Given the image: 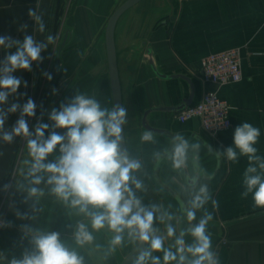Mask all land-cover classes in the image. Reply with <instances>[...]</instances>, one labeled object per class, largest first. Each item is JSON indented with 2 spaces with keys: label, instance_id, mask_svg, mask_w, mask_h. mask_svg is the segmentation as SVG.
<instances>
[{
  "label": "crops",
  "instance_id": "1",
  "mask_svg": "<svg viewBox=\"0 0 264 264\" xmlns=\"http://www.w3.org/2000/svg\"><path fill=\"white\" fill-rule=\"evenodd\" d=\"M58 1L0 0V36L9 35L22 42L24 35H32L37 42L47 44L41 52L42 61L33 62L31 71L13 73L22 79L21 87L17 93L9 95L7 103L0 105L7 111L12 103L23 105L31 98L37 106L36 114L25 119L33 132L38 119L51 126L46 114L48 102L58 109L61 103H68L82 93L97 99L102 108L113 106L104 32L109 16L125 0H73L63 26L69 31V39L60 51L57 63L56 58L51 60L48 55L47 36L53 35L55 41L62 38L61 27L56 28L54 24ZM29 8L42 17L43 33L38 31L36 21L28 16ZM23 24L28 25L26 31L19 30ZM114 44L121 102L128 110L123 126L125 147L143 166L137 173L147 189L137 193L143 204H155L161 211L173 213L175 219L169 223L175 227L176 236L199 223L205 211L210 212L213 219L207 232L219 264H264V207L255 206L252 193L247 197L241 195L246 191L244 175L249 166L256 167V174L264 178V169L259 167L264 162V0H141L118 19ZM146 47L151 48L160 73L186 76L192 89L182 78L158 77L143 58ZM228 50L239 53L240 81L220 86L202 82L201 60ZM14 51L15 48L0 47V61ZM44 73L51 74L52 79L48 80ZM23 81H27V87ZM53 89L57 91L54 93ZM191 91L192 105L206 91L215 92L225 101L229 107L230 127L212 135L202 129L197 119L180 122L175 118L177 113H152L149 118L152 128L166 129L189 141L186 165L174 169L169 159V138L152 132L153 141L143 142L141 136L148 130L142 127L141 120L149 109L178 106ZM20 111L7 113L5 127L0 130V196H6L0 217V264H9L14 257L21 258L26 249L31 250L32 235L51 231L58 232L61 241L84 258V264H121L136 247L128 241L126 234L124 243L110 251L113 233L107 227L99 231L92 229L90 217L53 195L51 186L31 184L30 165L24 163L31 160L27 138L14 137L12 143L3 140V132H11ZM245 122L260 129L254 145L260 160L250 162L236 149L238 159L230 161L224 153L228 147L235 148L234 130ZM56 131L63 134L65 130ZM48 134L46 131L45 136ZM193 144H199V149L194 150ZM157 152L161 157L165 155L158 164L159 179L181 200L182 207L154 181ZM217 152L221 155L217 156ZM58 154L57 148L48 161ZM192 178H195V184L188 183ZM202 184L208 186L211 200L197 210L196 220L190 224L185 210ZM30 187L43 189L44 194L31 197L28 194ZM212 200L218 202V208H213ZM90 211L97 210L90 208ZM25 214V218H20ZM79 223H84L94 237L83 247L75 243ZM22 226H27L29 231L26 233ZM154 227L159 229L158 234L166 237L165 224L156 221ZM176 236L165 239L166 248L175 251ZM184 239L186 245L193 243L190 234ZM153 255L159 256L163 264L162 252ZM146 264H151V260Z\"/></svg>",
  "mask_w": 264,
  "mask_h": 264
},
{
  "label": "clouds",
  "instance_id": "2",
  "mask_svg": "<svg viewBox=\"0 0 264 264\" xmlns=\"http://www.w3.org/2000/svg\"><path fill=\"white\" fill-rule=\"evenodd\" d=\"M28 16L34 19L38 31H45L43 19L37 12L29 8ZM28 25L23 24L20 31H26ZM53 35L47 36L48 43H54ZM0 47L15 48L9 52L3 61H0V105L8 101L11 94L17 93L21 87L22 79L13 75L18 70L31 71L32 63L42 61L41 52L47 44L37 42L32 35H24L22 42L9 35L0 36ZM48 80L52 75L44 73ZM27 87V81H23ZM57 90L53 89L55 93ZM26 95V93H25ZM36 104L29 98L23 105L14 102L5 111L0 108V130L5 127L7 113H16L20 109V116L11 132H3V140L12 143L14 137L27 138V152L31 160L28 176L31 184L46 183L51 186L53 195L72 208H78L80 213L90 217L92 229L99 231L105 227L113 233L110 240V251L124 243L125 234L128 241L137 247L147 245L139 252L133 264H161V258L154 256V252L163 253V264L176 261L177 264H219L212 251V238L207 232V226L213 219L210 212L205 211L199 223L182 230L176 236L175 227L169 223L175 219L173 213L161 211L158 205L146 206L138 192H146L144 181L137 175L142 169L139 159L133 157L126 147H122L123 126L127 122L128 110L122 105H113L111 108H102L97 99L86 94L78 93L68 103H61L59 108H53L48 123L37 120L34 132L30 131L25 117L36 114ZM43 113L41 114V118ZM56 129L65 130L63 134ZM48 131L47 137L45 136ZM260 136V129L250 123H243L234 130V145L228 147L224 155L230 161H236L239 155H245L250 162L259 161L254 145ZM143 142H152L151 131L143 133ZM173 147L169 155L174 169H182L187 162L189 141L183 136L172 138ZM191 147L198 150L200 145ZM54 160L48 157L57 151ZM167 152V150H165ZM217 156L221 153L217 152ZM159 161L161 154H155ZM47 161V162H46ZM264 169V162L259 164ZM257 168L249 166L244 175L246 191L241 195L247 197L252 193L255 206L264 207V178L256 174ZM195 184V178H192ZM7 187V186H5ZM28 194L31 197L42 196L43 189L30 187ZM211 200V194L206 184L199 187L198 192L188 202L186 218L191 224L196 220V212L204 208ZM213 208H218V202L212 200ZM95 209L97 211H90ZM21 215L20 218H25ZM159 221L165 224L166 237L160 235L154 223ZM27 233V226H22ZM193 237V243L185 244V235ZM175 251L166 248V238L174 237ZM94 237L84 223H79L75 232V243L80 247L90 244ZM31 250H25L21 258H13L9 264H84V258L74 249H69L60 239L56 231L36 233L32 235ZM189 256L192 258L189 259Z\"/></svg>",
  "mask_w": 264,
  "mask_h": 264
},
{
  "label": "water",
  "instance_id": "3",
  "mask_svg": "<svg viewBox=\"0 0 264 264\" xmlns=\"http://www.w3.org/2000/svg\"><path fill=\"white\" fill-rule=\"evenodd\" d=\"M141 0H125L122 4H120L109 16L106 27H105V32H104V41H105V50H106V58H107V67H108V75H109V82H110V89H111V95H112V102L113 105H122L121 102V89H120V82H119V77H118V70H117V61H116V50H115V44H114V30L116 23L118 19L121 17V15L130 9L131 7L135 6L138 4ZM69 39V31L66 30V27L62 28V38L59 43H57L56 48H55V54L54 58H56V62L59 63V53L62 50L63 46ZM144 60L148 61L152 71L161 78L164 79H171L175 77H179L184 79L190 86H191V81L188 77L183 76V75H177V76H166L162 73H160L156 67L154 56L152 53V50L150 47H146L144 50L143 54ZM192 89V86H191ZM194 106L192 105V91L190 92V95L183 99L181 103L176 106V107H169V108H153L147 110L143 117H142V127L148 131H151L153 133H161L166 135L169 140L171 141L169 153L171 152V149L173 147L172 144V138L176 137V135L171 134L168 130L164 129H155L150 126L149 123V118L152 113L155 112H168V113H178L182 110H184L187 107ZM54 108V105L52 102H48L46 106V114L50 115L52 109ZM122 147H125V141H124V133H122ZM165 157H161V159L156 163L155 169H154V181L157 185H159L161 188L166 190L169 194H171L176 201L181 205L182 207V202L181 200L171 191L167 186H165L159 179L158 176V164H160V161ZM196 178V177H195ZM192 181H188V183H191ZM147 245H142L139 247H135V249L124 259V261L121 264H133V261L138 257L139 252L146 248Z\"/></svg>",
  "mask_w": 264,
  "mask_h": 264
},
{
  "label": "built area",
  "instance_id": "4",
  "mask_svg": "<svg viewBox=\"0 0 264 264\" xmlns=\"http://www.w3.org/2000/svg\"><path fill=\"white\" fill-rule=\"evenodd\" d=\"M181 1V0H180ZM202 82L215 86L236 83L241 79L240 57L236 50H228L204 57L200 62ZM229 107L213 91H206L191 107L178 112L180 122L197 119L203 130L215 135L230 127Z\"/></svg>",
  "mask_w": 264,
  "mask_h": 264
},
{
  "label": "flooded vegetation",
  "instance_id": "5",
  "mask_svg": "<svg viewBox=\"0 0 264 264\" xmlns=\"http://www.w3.org/2000/svg\"><path fill=\"white\" fill-rule=\"evenodd\" d=\"M72 1L73 0H62V2L60 4V8L58 9V15H59L58 27H61V30H62L63 26L65 25L67 19H68L67 17L69 15L71 7H72ZM59 38H61V37H59ZM59 38L56 41L54 40V43H49L48 55L50 56L51 60L54 58L56 45H57V43L60 42Z\"/></svg>",
  "mask_w": 264,
  "mask_h": 264
},
{
  "label": "rangeland",
  "instance_id": "6",
  "mask_svg": "<svg viewBox=\"0 0 264 264\" xmlns=\"http://www.w3.org/2000/svg\"><path fill=\"white\" fill-rule=\"evenodd\" d=\"M69 16V15H68ZM68 18V17H67ZM8 188V187H7ZM5 192V191H4ZM3 193V192H2ZM6 198V196L5 195H3V194H1V196H0V217L2 216V213H3V211H4V205H5V199Z\"/></svg>",
  "mask_w": 264,
  "mask_h": 264
},
{
  "label": "trees",
  "instance_id": "7",
  "mask_svg": "<svg viewBox=\"0 0 264 264\" xmlns=\"http://www.w3.org/2000/svg\"><path fill=\"white\" fill-rule=\"evenodd\" d=\"M58 2H59L58 8H60V4H61L62 0H60ZM58 19H59V15H58V11H57V14L55 16V23H54L56 28L58 27V21H59Z\"/></svg>",
  "mask_w": 264,
  "mask_h": 264
}]
</instances>
